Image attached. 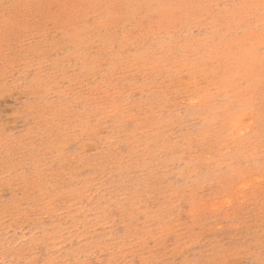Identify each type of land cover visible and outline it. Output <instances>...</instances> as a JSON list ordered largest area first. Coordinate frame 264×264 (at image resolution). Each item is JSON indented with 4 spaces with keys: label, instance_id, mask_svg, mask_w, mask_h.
Listing matches in <instances>:
<instances>
[{
    "label": "rangeland",
    "instance_id": "374dc122",
    "mask_svg": "<svg viewBox=\"0 0 264 264\" xmlns=\"http://www.w3.org/2000/svg\"><path fill=\"white\" fill-rule=\"evenodd\" d=\"M0 264H264V0H0Z\"/></svg>",
    "mask_w": 264,
    "mask_h": 264
}]
</instances>
